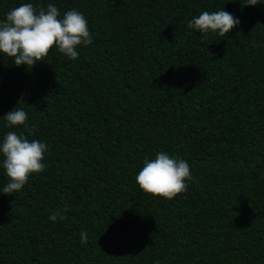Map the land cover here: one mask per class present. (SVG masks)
I'll list each match as a JSON object with an SVG mask.
<instances>
[{"label":"trees","instance_id":"16d2710c","mask_svg":"<svg viewBox=\"0 0 264 264\" xmlns=\"http://www.w3.org/2000/svg\"><path fill=\"white\" fill-rule=\"evenodd\" d=\"M27 2L0 0V19ZM31 2L82 12L93 43L72 61L0 57V116L23 108L11 130L49 148L43 172L0 194V264H264V4ZM222 7L240 19L225 36L187 28ZM157 151L190 164L171 200L134 183Z\"/></svg>","mask_w":264,"mask_h":264},{"label":"clouds","instance_id":"9594fccd","mask_svg":"<svg viewBox=\"0 0 264 264\" xmlns=\"http://www.w3.org/2000/svg\"><path fill=\"white\" fill-rule=\"evenodd\" d=\"M258 3L264 4L262 0H243L244 5L255 6ZM239 23V17L222 7L212 12L200 11L187 21V28L206 39L208 36L223 37ZM92 43L93 33L89 30L87 18L75 8L61 15L54 3L34 7L29 0L9 9L0 19V57L11 58L16 66L23 64L28 67L44 60L50 48L69 61L76 60L80 49ZM26 116L23 108L15 106L0 116L3 128L10 129L0 134V170L6 178L0 186V194L19 192L30 175L45 169L48 145L43 140H29L22 132L11 130L24 126ZM192 179L186 159L167 151H157L152 157L145 155L142 158L134 183L146 193L171 200L187 191L188 181ZM67 207L69 205L65 204ZM48 220L55 222L57 216L50 214ZM79 236L80 243H85L87 233L82 230ZM153 264H160V260L154 259Z\"/></svg>","mask_w":264,"mask_h":264}]
</instances>
